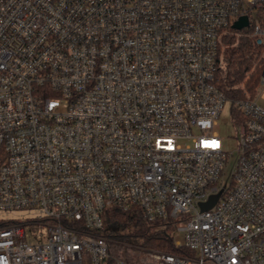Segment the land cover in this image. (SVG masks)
Instances as JSON below:
<instances>
[{"label": "built area", "instance_id": "1", "mask_svg": "<svg viewBox=\"0 0 264 264\" xmlns=\"http://www.w3.org/2000/svg\"><path fill=\"white\" fill-rule=\"evenodd\" d=\"M248 28L264 49V0H0V264H264V66L252 95L216 83ZM110 207L182 251L113 255Z\"/></svg>", "mask_w": 264, "mask_h": 264}, {"label": "trees", "instance_id": "2", "mask_svg": "<svg viewBox=\"0 0 264 264\" xmlns=\"http://www.w3.org/2000/svg\"><path fill=\"white\" fill-rule=\"evenodd\" d=\"M248 29L231 30L221 38V65L216 72V83L229 98H241L255 93L262 67L264 49L248 35ZM104 231L111 248L131 242L144 248L166 252H181L174 246V220L149 222L135 212H123L115 207L104 213Z\"/></svg>", "mask_w": 264, "mask_h": 264}, {"label": "rangeland", "instance_id": "3", "mask_svg": "<svg viewBox=\"0 0 264 264\" xmlns=\"http://www.w3.org/2000/svg\"><path fill=\"white\" fill-rule=\"evenodd\" d=\"M262 102H264V101H262ZM216 121H217V125L215 126V129L218 132V134L223 137L224 149L228 152H233L234 151V140L231 137H227V135L231 131L230 106L228 103L224 104L223 109H222V111H221V113H220V115ZM16 215H17V213H10L9 214V216H16ZM182 238H183L182 233L176 234V239L182 241ZM120 244H121V246H116L114 248L116 253H113V251L111 250L113 255L114 254H120V255L122 254L123 257H127L130 253V254L136 255V256H138V255L146 256L145 253H143V251L141 250L144 247L140 244H135V243H131V242H123ZM139 250H141V251H139Z\"/></svg>", "mask_w": 264, "mask_h": 264}, {"label": "water", "instance_id": "4", "mask_svg": "<svg viewBox=\"0 0 264 264\" xmlns=\"http://www.w3.org/2000/svg\"><path fill=\"white\" fill-rule=\"evenodd\" d=\"M247 24H248V18H247V16L244 15V16H240L232 24V27L235 28V29H241L242 27L246 26ZM216 198H217V194L210 196L207 202L201 203L202 209L209 208L214 203V201L216 200Z\"/></svg>", "mask_w": 264, "mask_h": 264}]
</instances>
